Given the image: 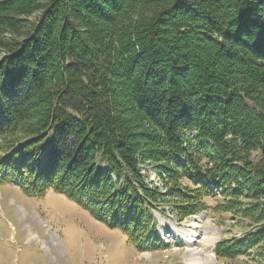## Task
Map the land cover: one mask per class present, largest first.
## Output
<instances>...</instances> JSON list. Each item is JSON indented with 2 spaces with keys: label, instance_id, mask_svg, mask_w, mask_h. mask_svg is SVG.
Segmentation results:
<instances>
[{
  "label": "trees",
  "instance_id": "obj_1",
  "mask_svg": "<svg viewBox=\"0 0 264 264\" xmlns=\"http://www.w3.org/2000/svg\"><path fill=\"white\" fill-rule=\"evenodd\" d=\"M42 1L0 0V37L40 10L0 39V183L62 194L137 251L164 248L155 212L248 221L218 261L264 247V0Z\"/></svg>",
  "mask_w": 264,
  "mask_h": 264
},
{
  "label": "rangeland",
  "instance_id": "obj_2",
  "mask_svg": "<svg viewBox=\"0 0 264 264\" xmlns=\"http://www.w3.org/2000/svg\"><path fill=\"white\" fill-rule=\"evenodd\" d=\"M39 11L14 14L19 27L5 32L0 39L14 44L26 36L17 33H28ZM4 54L0 46V59ZM130 125L128 121L125 124ZM140 167L147 184L161 186L151 167ZM207 202L213 206L216 200L210 198ZM155 216L164 248L137 251L119 229L94 220L62 194L48 190L35 197L24 194L13 184L0 183V264H187L182 239L169 233L170 237H166L161 230L168 225L189 229L191 222L198 226L194 229L198 234L196 246L201 247L202 237L212 239L209 252L214 264H264V247H255L234 260L218 261L213 252L221 239L249 229L248 221L239 222L216 211L201 212L183 220L168 212L164 215L156 212Z\"/></svg>",
  "mask_w": 264,
  "mask_h": 264
},
{
  "label": "bare ground",
  "instance_id": "obj_3",
  "mask_svg": "<svg viewBox=\"0 0 264 264\" xmlns=\"http://www.w3.org/2000/svg\"><path fill=\"white\" fill-rule=\"evenodd\" d=\"M161 230L164 236L171 235L178 236L182 239L185 244V254L187 259V264H214L215 260L213 255L209 252V249L212 247V239L208 237H202L201 247L196 246L198 239V234L194 231L198 226L196 223L191 222L188 227L189 229H183L180 227L167 226ZM54 243V242H53Z\"/></svg>",
  "mask_w": 264,
  "mask_h": 264
}]
</instances>
